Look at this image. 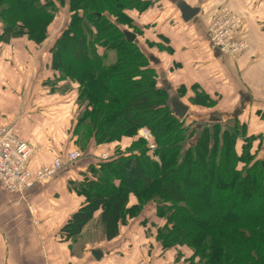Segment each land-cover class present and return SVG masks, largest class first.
Masks as SVG:
<instances>
[{"label": "trees", "instance_id": "16d2710c", "mask_svg": "<svg viewBox=\"0 0 264 264\" xmlns=\"http://www.w3.org/2000/svg\"><path fill=\"white\" fill-rule=\"evenodd\" d=\"M154 2L0 0L2 37L26 36L36 44L47 39L50 24L67 7L66 27L51 51L57 79L78 87L76 144L94 140L120 149L92 163L73 187L85 202L62 225L61 237L76 239L99 212L103 236L112 240L151 203L153 217L145 221L162 251L188 249L190 264H264V159L253 149L255 136L245 137L237 117L187 123L189 109L176 120L168 104L171 90L158 86L137 38L127 41L122 33L126 25L139 35L130 12L142 14ZM193 88L191 106L215 105ZM140 129L150 132L149 141L138 137ZM123 139L125 148L118 145ZM131 195L136 200L129 205ZM141 259L155 264L150 254Z\"/></svg>", "mask_w": 264, "mask_h": 264}, {"label": "crops", "instance_id": "0c3cea01", "mask_svg": "<svg viewBox=\"0 0 264 264\" xmlns=\"http://www.w3.org/2000/svg\"><path fill=\"white\" fill-rule=\"evenodd\" d=\"M182 1L199 9L188 21L182 19L176 0H155L142 14L130 12L142 30L136 38L157 72L158 86L177 92L193 110L191 116L195 114L199 120L237 117L245 125V137L255 136L253 149L264 159V0ZM224 8L241 17L237 37L248 44L234 58L209 42L208 27ZM67 19L68 9L64 7L41 44L25 36L5 39L0 24V126H13L33 147L29 160L32 171L76 146L73 130L80 112L78 87L57 79L51 51ZM103 51L100 47L97 50L100 54ZM67 83L69 91H57ZM193 85L215 100V105L191 106L187 100L195 96ZM179 90H185L184 94ZM243 138L236 143L238 152ZM126 141L118 145L125 148ZM114 147L91 140L88 157L79 158L43 186L23 194L0 185V264H137L148 254L155 264L183 262L185 248L162 251L154 240L155 230H148L150 223L145 218L153 217L151 203L130 218L112 240L103 236L99 212L76 239L61 237L62 225L85 202L73 187L81 183L88 167L102 154L112 155ZM135 200L131 195L129 205ZM94 249L102 256L95 258Z\"/></svg>", "mask_w": 264, "mask_h": 264}, {"label": "built area", "instance_id": "2783aa9c", "mask_svg": "<svg viewBox=\"0 0 264 264\" xmlns=\"http://www.w3.org/2000/svg\"><path fill=\"white\" fill-rule=\"evenodd\" d=\"M242 24L241 17L229 8H224L215 16L208 27L209 42L221 53L234 58L244 52L248 46L246 40L237 39L235 32ZM138 135L149 141L151 134L146 129H140ZM33 147L22 139L13 126H0V185L8 191L23 194L37 186H43L63 169L83 156L79 150H71L64 156L54 157L52 162L35 171L29 167ZM108 154L101 155V159ZM137 264H150L141 259Z\"/></svg>", "mask_w": 264, "mask_h": 264}, {"label": "water", "instance_id": "95a60500", "mask_svg": "<svg viewBox=\"0 0 264 264\" xmlns=\"http://www.w3.org/2000/svg\"><path fill=\"white\" fill-rule=\"evenodd\" d=\"M177 7L180 11V15L184 21L190 20L194 17L198 12L199 9L197 7H191L185 1L176 0ZM122 33L127 41H135L136 34L130 30L123 29ZM168 104L170 107V111L176 120L181 121L189 110V105L184 103L180 98L179 95L175 91H170L168 95ZM92 254L95 258L102 256V252L100 250L94 249L92 250Z\"/></svg>", "mask_w": 264, "mask_h": 264}, {"label": "rangeland", "instance_id": "374dc122", "mask_svg": "<svg viewBox=\"0 0 264 264\" xmlns=\"http://www.w3.org/2000/svg\"><path fill=\"white\" fill-rule=\"evenodd\" d=\"M62 10L63 9H61L59 12L61 13L62 12ZM0 24H1V27H2V29H3V23L0 21ZM126 24V23H125ZM127 26L126 25H123V26H121V28H123V29H127L126 28ZM241 27H242V24H241ZM241 27L239 28V30L237 31V32H235V35H236V38L237 39H239V36L237 37V35L239 34V32H240V29H241ZM26 37V36H25ZM64 50H65V55H68L67 53H69V47H67V46H65V48H63ZM247 49V48H246ZM64 55V56H65ZM109 56H111V57H113V54L112 53H110L109 54ZM110 59V58H109ZM58 76H59V74H58ZM63 81H65V80H63ZM65 83V82H64ZM74 83V85H76L75 84V82H73ZM69 89H70V85H69V83H67V84H65L64 86H62L60 89H58L57 91L59 92V91H63V92H65V91H69ZM191 102V101H190ZM198 119V117L197 116H195V114L193 115V116H191L190 118H186V121H187V123H192V122H194V120H197ZM138 137H139V135H138ZM76 138V137H75ZM84 143H83V141H80L79 140V144H76V146H75V149H77V150H79V151H82V154L84 155V156H82V157H88L89 155H90V149H89V143L88 144H86L85 145V147H84V145H83ZM115 150H117L118 152L120 151V149H116V148H114V150H112L111 149V151H115ZM150 156L152 155L150 152L148 153ZM110 156V153L108 154V157ZM81 157V158H82ZM152 157V156H151ZM84 159V158H83ZM153 159L154 160H157L158 158L155 156V157H153ZM94 225H95V223H94ZM95 227V226H94ZM185 251V253H186V255L188 256L187 258L185 257V253H182V256H183V262L181 263V264H190V263H188V261H187V259L190 257V252L186 249V250H184Z\"/></svg>", "mask_w": 264, "mask_h": 264}]
</instances>
